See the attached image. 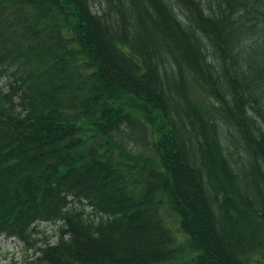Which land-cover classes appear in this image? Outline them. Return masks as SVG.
Returning a JSON list of instances; mask_svg holds the SVG:
<instances>
[{"label":"trees","instance_id":"obj_1","mask_svg":"<svg viewBox=\"0 0 264 264\" xmlns=\"http://www.w3.org/2000/svg\"><path fill=\"white\" fill-rule=\"evenodd\" d=\"M1 235L10 264H264V0H0Z\"/></svg>","mask_w":264,"mask_h":264},{"label":"rangeland","instance_id":"obj_2","mask_svg":"<svg viewBox=\"0 0 264 264\" xmlns=\"http://www.w3.org/2000/svg\"><path fill=\"white\" fill-rule=\"evenodd\" d=\"M200 100L202 95H199ZM39 229L43 232L40 234V238L51 236L50 241L56 242L58 240L55 236L56 226L49 222H43L40 224ZM23 258V244L20 240L12 237L0 236V264H10L12 261H21Z\"/></svg>","mask_w":264,"mask_h":264}]
</instances>
